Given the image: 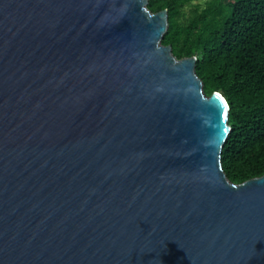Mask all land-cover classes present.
<instances>
[{
	"label": "water",
	"instance_id": "obj_1",
	"mask_svg": "<svg viewBox=\"0 0 264 264\" xmlns=\"http://www.w3.org/2000/svg\"><path fill=\"white\" fill-rule=\"evenodd\" d=\"M149 0H0V264H264V176Z\"/></svg>",
	"mask_w": 264,
	"mask_h": 264
},
{
	"label": "trees",
	"instance_id": "obj_2",
	"mask_svg": "<svg viewBox=\"0 0 264 264\" xmlns=\"http://www.w3.org/2000/svg\"><path fill=\"white\" fill-rule=\"evenodd\" d=\"M192 0H149L155 14H169L162 45L178 59L197 58L196 74L210 97L220 93L229 106L232 132L223 148L228 180L241 185L264 176V0H236L215 19L214 8L180 22Z\"/></svg>",
	"mask_w": 264,
	"mask_h": 264
},
{
	"label": "rangeland",
	"instance_id": "obj_3",
	"mask_svg": "<svg viewBox=\"0 0 264 264\" xmlns=\"http://www.w3.org/2000/svg\"><path fill=\"white\" fill-rule=\"evenodd\" d=\"M236 0H192L188 4H185L181 9L182 17L180 22H184L192 17L195 13H201L205 9L214 8L215 19H211L210 23L218 21L220 19V14L226 16L231 10V4Z\"/></svg>",
	"mask_w": 264,
	"mask_h": 264
}]
</instances>
